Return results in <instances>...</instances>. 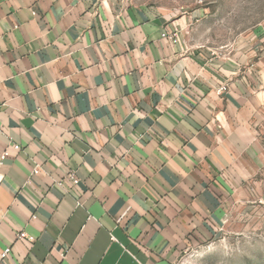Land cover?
Masks as SVG:
<instances>
[{"label":"crops","instance_id":"0c3cea01","mask_svg":"<svg viewBox=\"0 0 264 264\" xmlns=\"http://www.w3.org/2000/svg\"><path fill=\"white\" fill-rule=\"evenodd\" d=\"M202 16L0 0V264H176L264 201V23L226 49Z\"/></svg>","mask_w":264,"mask_h":264},{"label":"rangeland","instance_id":"374dc122","mask_svg":"<svg viewBox=\"0 0 264 264\" xmlns=\"http://www.w3.org/2000/svg\"><path fill=\"white\" fill-rule=\"evenodd\" d=\"M188 9H201L197 40L215 47H232L237 39L264 23V0H179ZM176 264H264V201L231 215L221 234L195 246Z\"/></svg>","mask_w":264,"mask_h":264},{"label":"built area","instance_id":"2783aa9c","mask_svg":"<svg viewBox=\"0 0 264 264\" xmlns=\"http://www.w3.org/2000/svg\"><path fill=\"white\" fill-rule=\"evenodd\" d=\"M174 40L176 41V38L174 37ZM227 85H223L219 88V93L220 92H224L227 90ZM17 147V146H16ZM8 155V152L7 151H3L0 153V180H1V167L4 163V160L6 159ZM34 172H38V169H35ZM74 181L76 182V179H74ZM17 238L18 239H26L28 240L29 242H33L35 240V237L33 235H30L29 233L25 232V231H22L20 233L17 234ZM11 252V247H7L5 248L2 252H1V258L4 260L8 257V255L10 254Z\"/></svg>","mask_w":264,"mask_h":264}]
</instances>
